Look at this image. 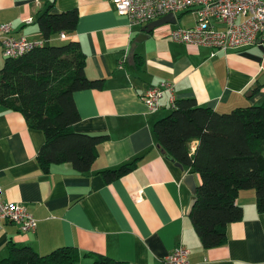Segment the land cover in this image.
I'll list each match as a JSON object with an SVG mask.
<instances>
[{
  "label": "crops",
  "instance_id": "obj_1",
  "mask_svg": "<svg viewBox=\"0 0 264 264\" xmlns=\"http://www.w3.org/2000/svg\"><path fill=\"white\" fill-rule=\"evenodd\" d=\"M78 12V22L66 39L48 43L36 25L49 10ZM174 24L156 28L132 45L146 25H131L107 0H0V23L12 35L32 44L77 42L85 59V75L102 80L101 89L73 94L79 120L78 134L105 136L91 171L78 174L70 164L54 165L43 174L37 153L42 132L30 129L18 112L0 106V189L4 203L23 207L36 228L22 233L18 226L0 222V259L8 243L27 246L39 255L61 247L79 251L76 264H89L84 254L107 256L127 264H161L175 248L188 251L189 264H264V213L259 214L252 190L240 191L236 204L242 220L227 228L226 244L204 250L187 211L193 196L187 177L197 175L177 166L156 145L152 126L173 108L165 94L156 112H149L140 96L151 86L173 85V100L194 99L219 114L260 105L264 85V39L260 46L215 51L173 42L171 30L189 28L196 16L174 15ZM31 18V24H24ZM137 55L142 65L133 60ZM5 62L0 49V69ZM197 142L190 145L194 152ZM139 159L129 174L105 183L101 171Z\"/></svg>",
  "mask_w": 264,
  "mask_h": 264
},
{
  "label": "trees",
  "instance_id": "obj_2",
  "mask_svg": "<svg viewBox=\"0 0 264 264\" xmlns=\"http://www.w3.org/2000/svg\"><path fill=\"white\" fill-rule=\"evenodd\" d=\"M77 22L76 9L57 14L46 10L36 25L48 43L60 33H73ZM85 59L77 42L66 41L5 59L0 69V106L21 114L30 129L44 136L36 157L43 174L62 164H70L78 174L90 172L98 145L107 139L72 130L79 120L73 94L103 86L102 80L86 77ZM133 60L140 69L141 58L133 55ZM152 133L166 157L200 179L188 217L202 249L225 245L228 226L242 220V209L236 204L240 191H254L256 210L264 213V100L228 114L199 106L192 98L175 100L170 114L153 124ZM194 141L197 146L191 153ZM138 160L100 175L111 183L132 172ZM7 248L8 256L0 264H76L80 256L74 247L57 248L46 255L13 243ZM83 256L91 260L89 264H127L100 254Z\"/></svg>",
  "mask_w": 264,
  "mask_h": 264
},
{
  "label": "built area",
  "instance_id": "obj_3",
  "mask_svg": "<svg viewBox=\"0 0 264 264\" xmlns=\"http://www.w3.org/2000/svg\"><path fill=\"white\" fill-rule=\"evenodd\" d=\"M116 13L125 16L131 25H146L162 17L179 12H190L196 16L195 24L189 28L171 30L173 42L192 47H207L215 51L240 49L259 45L264 39V0H107ZM31 18L24 24H31ZM60 39H66L64 33ZM261 44V43H260ZM39 44H32L12 35L10 24L0 23V49L5 59H17ZM172 97L173 85L165 82L147 88L140 96L149 112L160 108L163 96ZM18 226L22 233L35 230L36 220L21 206L4 203L0 189V222ZM188 251L179 246L162 259L161 264H189Z\"/></svg>",
  "mask_w": 264,
  "mask_h": 264
},
{
  "label": "water",
  "instance_id": "obj_4",
  "mask_svg": "<svg viewBox=\"0 0 264 264\" xmlns=\"http://www.w3.org/2000/svg\"><path fill=\"white\" fill-rule=\"evenodd\" d=\"M176 22L175 20V17L173 14H168L164 17H162L161 19H158L156 21H153L149 24H147L145 27L142 28V34L141 36H138L135 38V41L132 45V48H134L136 46L137 43H140L142 40L146 39L148 34L152 33L156 28L158 27H161L165 24H174ZM260 41H259V46H260ZM264 51V50H263ZM264 85V76L257 82V86H262ZM177 166H180L179 164H177ZM181 167V166H180ZM187 181H188V189L190 190V192L192 193V195L194 194L195 192V185H194V181L192 179V175H189L187 177ZM195 203V198L192 196L191 199H190V203H189V207H188V211H187V214L189 215L190 212H191V209L193 207Z\"/></svg>",
  "mask_w": 264,
  "mask_h": 264
}]
</instances>
